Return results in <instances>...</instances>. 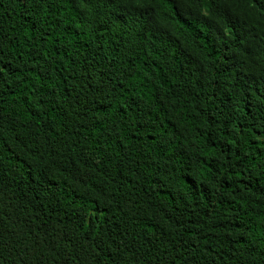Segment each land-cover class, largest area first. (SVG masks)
Segmentation results:
<instances>
[{
	"label": "trees",
	"instance_id": "obj_1",
	"mask_svg": "<svg viewBox=\"0 0 264 264\" xmlns=\"http://www.w3.org/2000/svg\"><path fill=\"white\" fill-rule=\"evenodd\" d=\"M0 264H264V0H0Z\"/></svg>",
	"mask_w": 264,
	"mask_h": 264
}]
</instances>
